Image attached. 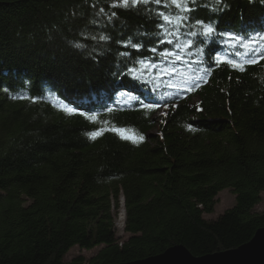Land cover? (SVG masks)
I'll return each instance as SVG.
<instances>
[{
  "label": "trees",
  "instance_id": "obj_1",
  "mask_svg": "<svg viewBox=\"0 0 264 264\" xmlns=\"http://www.w3.org/2000/svg\"><path fill=\"white\" fill-rule=\"evenodd\" d=\"M113 3L0 0V264H119L177 245L204 256L264 228V211H255L264 192V59L240 71L226 61L244 63V49L217 37L185 57L203 64L159 61L148 48L163 5ZM191 15L264 50V0H197ZM217 54L219 66L210 59ZM142 58L161 65L175 94L153 91L150 84L163 88L158 75L154 83L127 75ZM193 74L203 77L199 86ZM127 94L159 106L145 109ZM96 129L102 134L90 137ZM225 189L235 204L206 219ZM122 209L125 240L115 225ZM76 246L100 249L87 262H65Z\"/></svg>",
  "mask_w": 264,
  "mask_h": 264
},
{
  "label": "snow or ice",
  "instance_id": "obj_2",
  "mask_svg": "<svg viewBox=\"0 0 264 264\" xmlns=\"http://www.w3.org/2000/svg\"><path fill=\"white\" fill-rule=\"evenodd\" d=\"M221 0H215L216 4H220ZM149 5L155 4L157 6L163 5L165 10L155 12L154 18L158 21V31L154 33L155 41L153 46L148 48V51L151 52L154 56L158 57L159 61L167 62L168 64L174 65L176 61H184L189 67L193 64H203V60H185V57H191L193 55V50L195 55L199 57L204 49L201 47L202 43H207L209 40L217 37H226L225 43L232 48L240 47L244 49V55L246 61L244 63L238 62L236 60L227 59V63L232 67L244 71L246 64H256L260 60L264 59V50L260 49L256 42L251 37L240 36L234 32L222 33L218 32L216 29V22L212 19L205 21L204 19H196L191 15L195 11V5L197 0H114L112 7H136L138 5ZM192 5V7H190ZM171 8V11L167 9ZM101 12L104 10L101 9ZM116 16L115 12L111 13L109 17L114 18ZM162 32V35L160 34ZM96 39V37H93ZM110 37L107 35H101L99 40L106 41ZM125 48L131 47L137 52L144 47L141 43H130L122 41ZM171 45L172 47H164L163 50H158L156 45ZM75 47L83 48V44H76ZM241 53L236 52L235 55L239 56ZM122 56H129L130 53L125 51L120 53ZM214 63L219 66V63L224 62V59L217 54L216 57H210ZM135 64L140 65L139 68L132 67L128 69L127 75L132 77L134 80H137L142 83L153 82L151 79L154 75H159L165 70L160 67V64L157 61H152L148 59H139L134 61ZM151 69H157V73L153 74ZM175 71L173 68L167 74L171 75ZM197 71H204L207 74L208 69H197ZM203 79L202 76L195 75L190 77V81L193 87L199 86V82ZM170 86H176L171 84ZM155 91V88L153 89ZM126 93L122 92L121 96H125ZM37 97H32V100L35 101ZM128 100H137L139 101L141 107L145 109H150L158 107L159 105L153 103H145L140 97L136 95L127 94ZM61 110L68 114H74L78 112V109L73 108L68 105H61ZM108 112H112L113 109L108 108ZM80 115L86 116L90 121L95 120L94 115H89L85 112H79ZM113 131L117 132L122 139L132 140L136 142L137 140H142V136H136L129 134V130L124 128H113ZM102 134L101 129H96L88 135L92 138H96L98 135Z\"/></svg>",
  "mask_w": 264,
  "mask_h": 264
},
{
  "label": "water",
  "instance_id": "obj_3",
  "mask_svg": "<svg viewBox=\"0 0 264 264\" xmlns=\"http://www.w3.org/2000/svg\"><path fill=\"white\" fill-rule=\"evenodd\" d=\"M119 264H264V228H259L247 243L231 250L194 256L177 245L144 259Z\"/></svg>",
  "mask_w": 264,
  "mask_h": 264
},
{
  "label": "rangeland",
  "instance_id": "obj_4",
  "mask_svg": "<svg viewBox=\"0 0 264 264\" xmlns=\"http://www.w3.org/2000/svg\"><path fill=\"white\" fill-rule=\"evenodd\" d=\"M160 113V112H158ZM235 204V194L230 189H225L221 191L217 196V202L215 205L214 212L212 214L205 215L206 219L214 220L219 215L224 213L227 209L231 208ZM256 212L264 211V192L261 193V201L255 207ZM121 214H123V219L121 220ZM124 219L125 213L122 209L119 216L116 219L115 225L118 232V236L125 240L127 235L123 231L124 227ZM100 248H94L92 250L81 249L80 247L76 246L73 247L66 255L65 262H73L74 259L78 257H82L86 262L93 258L94 255L97 254Z\"/></svg>",
  "mask_w": 264,
  "mask_h": 264
},
{
  "label": "bare ground",
  "instance_id": "obj_5",
  "mask_svg": "<svg viewBox=\"0 0 264 264\" xmlns=\"http://www.w3.org/2000/svg\"><path fill=\"white\" fill-rule=\"evenodd\" d=\"M262 46H264V43H263V45ZM160 67H161V65H160ZM162 68V67H161ZM153 72H156L157 73V69H151ZM159 76V78H160V80H161V83L163 84V88H162V91L160 92L159 91V88L158 87H155L154 85H152V84H150V86H152L153 88H155V90H156V92L158 93V94H175V90L176 89H179L178 87H177V85L176 86H170L172 83H169L168 81H166L165 79H164V77L161 75V74H159L158 75ZM167 88L169 89V90H167ZM121 220L123 219V214H121V218H120Z\"/></svg>",
  "mask_w": 264,
  "mask_h": 264
}]
</instances>
